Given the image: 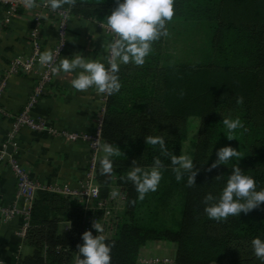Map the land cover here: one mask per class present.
Returning a JSON list of instances; mask_svg holds the SVG:
<instances>
[{
	"label": "trees",
	"instance_id": "trees-1",
	"mask_svg": "<svg viewBox=\"0 0 264 264\" xmlns=\"http://www.w3.org/2000/svg\"><path fill=\"white\" fill-rule=\"evenodd\" d=\"M116 6L117 0H77L74 7L64 8L86 18H106ZM174 7L176 18L211 24V49L201 63L162 65L165 37H161L142 67L125 65L117 58L122 88L107 97L102 135L105 144L117 145L125 156L112 158L110 179L100 174V163L97 168L102 197L109 196L113 184L125 194L117 230L105 238L110 245L115 242L111 264H262L251 241L264 240V203L247 214L217 222L204 212L203 198L209 192L218 197L238 163L233 158L228 165L207 170L217 151L226 146L243 153L239 166L256 180L257 190L264 189V0H175ZM238 96L244 97L242 106L236 103ZM237 116L248 131L237 130L238 138L229 140L222 120ZM192 117H200L192 159L199 170L197 184L188 187L186 174L182 181L166 186L167 195L182 189L177 194L179 227L141 224V211L151 204H145V196L133 205L131 201L138 197L135 186L121 177L133 160L149 169L157 156L164 164L162 175L175 177L170 158L161 156L159 146L147 145L145 137L164 136L168 150L181 155ZM164 192L158 190L155 196L161 198ZM158 209L156 205L148 211L156 216ZM88 213L72 197L39 190L27 234L34 249L17 264H76ZM65 221L71 224L67 231L60 226ZM159 240L177 244L174 262H140L141 248Z\"/></svg>",
	"mask_w": 264,
	"mask_h": 264
},
{
	"label": "crops",
	"instance_id": "crops-1",
	"mask_svg": "<svg viewBox=\"0 0 264 264\" xmlns=\"http://www.w3.org/2000/svg\"><path fill=\"white\" fill-rule=\"evenodd\" d=\"M39 10L43 15L41 31L45 50L49 52L55 42L57 21L48 9L40 7ZM35 12V8H24L10 24H4L0 8V82L6 76L5 70L12 57L30 52L29 33L32 28L31 17ZM68 29L69 45L65 57L71 58L80 54L87 59L105 64L107 51L104 45L111 43L112 36L105 18H86L79 13H73ZM78 73L79 70L72 73L58 71L54 80L46 87L39 103L31 110L32 114L46 118L52 126L66 128L69 131H92L98 124L106 102L104 94H98L95 88L81 92L71 86V80ZM35 80L32 75L21 74L11 75L8 78L5 90L0 96V145L6 139L11 125V116L19 113L27 104L33 92ZM18 138L17 146L10 151L20 159L33 178L43 184L58 182L69 183L72 186L78 185L85 174L88 156L86 142H73L48 131L38 132L31 129H23ZM104 155L102 147L101 158ZM16 186L17 180L13 170L6 162H1L0 203L11 204L16 200ZM113 189L119 192V196L123 195L121 187L113 184L110 192ZM119 196L112 198L122 206L120 213L123 215L125 200L121 202ZM18 203L22 206L21 200ZM65 224L66 221L62 222L61 228ZM21 225L22 216L18 215L9 221L0 218V264H17L20 257L32 253L34 249L32 244L26 237L18 234ZM152 242L171 248L174 253L172 258L175 259L176 243L172 246L168 241ZM83 243L84 241L81 245ZM24 252L27 253L24 254ZM140 257L145 255L141 254Z\"/></svg>",
	"mask_w": 264,
	"mask_h": 264
},
{
	"label": "clouds",
	"instance_id": "clouds-1",
	"mask_svg": "<svg viewBox=\"0 0 264 264\" xmlns=\"http://www.w3.org/2000/svg\"><path fill=\"white\" fill-rule=\"evenodd\" d=\"M76 2L77 0H46L53 12L64 8L65 5L74 7ZM22 3L28 9L40 6L37 0H22ZM174 4L175 0H117V6L105 18L107 28L116 37L112 43L104 45L106 51L125 65L133 63L142 67L146 63V58L153 52L152 45L161 37L169 35L166 25L173 20L175 15ZM53 59L50 52H45L40 55L39 63L41 66H47ZM109 64L110 67H106L102 62L76 54L71 58L62 59L59 67L54 71L72 73L79 70L78 75L71 80V86L75 90L86 92L95 88L98 94L111 96L120 92L122 83L118 76V64L111 60ZM180 95L183 97L184 93L181 92ZM236 103L242 106L244 97L238 96ZM222 122L229 140L238 138L237 130H242L241 134L248 131L239 116L224 117ZM145 141L147 145L159 146L161 156L170 158L177 182L182 181L187 174V186H196L199 170L196 169L191 157L170 152L164 136L147 135ZM103 152L105 155L99 162L100 174L110 179L114 171L112 158L125 156V154L117 145L113 146L108 143L103 145ZM216 155L217 159L207 169L209 172L222 164L228 165L233 158L238 163L232 166V174L228 176L226 186L218 197L211 192L204 196L203 203L206 205L204 212L208 218L217 222H226L229 217L240 216L242 212L247 214L264 203V189L257 190L256 180L246 175L239 166L240 159L244 157L243 153L236 148L226 146L221 147ZM162 168L164 164L160 156L154 158L153 165L149 169L139 166L137 161L133 160L126 176L121 177L122 180L130 181L135 186L138 197L131 201L133 205L137 199L142 201L148 193L158 190L163 178ZM221 178V176L216 177L217 180ZM110 195L116 198L119 192L113 189ZM68 226L70 227V224ZM92 227L98 233L104 232V227L98 220L93 221ZM82 239L84 243L77 246L79 256L76 264H111V250L114 241L110 245L105 242L103 235L94 236L91 230L85 231ZM251 246L255 256L264 264V240L257 237L251 241Z\"/></svg>",
	"mask_w": 264,
	"mask_h": 264
},
{
	"label": "built area",
	"instance_id": "built-area-1",
	"mask_svg": "<svg viewBox=\"0 0 264 264\" xmlns=\"http://www.w3.org/2000/svg\"><path fill=\"white\" fill-rule=\"evenodd\" d=\"M40 5L36 7V12L31 17L32 28L29 33L30 52L28 54H16L10 60L6 68V76L0 82V96L5 90L7 80L11 75H32L35 80L33 92L31 93L27 104L17 114L11 116V125L7 132L4 142L0 145V163L6 162L17 180L16 200L11 204L0 203V218L5 221L12 220L16 216H22V225L18 234L26 237L30 228L33 204L36 194L39 190H47L63 194L78 200L83 207L91 213H88L84 226V232L91 230L93 235H103L105 238L114 235L121 221L120 213L122 206L117 203L110 195L108 197L101 196V186L97 181V168L101 159V151L104 145L102 135V123L106 111V105L102 108V113L98 124L90 132L69 131L66 128L52 126L46 118L33 115L31 110L36 106L43 97L46 87L54 80L58 71H54L59 67V63L67 55L69 45V22L72 18V12L69 8H62L53 12L47 5L46 0H37ZM40 7L48 9L56 18L57 28L54 35L55 42L50 49L53 55V61L47 66H41L39 63L40 55L45 53L46 46L42 36V12ZM0 8L2 10V21L4 24H10L12 20L19 14L20 10L26 8L22 0H0ZM28 9V8H26ZM112 33V32H111ZM116 39L112 33L111 43ZM117 62V58L113 57L109 51L106 52L105 66L110 67L109 61ZM107 94H104V100L107 101ZM23 129H31L42 132L48 131L52 134L59 135L67 140L78 142L84 141L88 146V156L84 176L79 180L77 186L69 183L52 182L43 184L31 176L29 170L23 165L20 159L9 151V147L14 148L18 144V137ZM120 201L125 200V194L119 196ZM22 201V206L19 201ZM102 214L99 216L97 213ZM98 220L104 227L103 233L92 227L93 221ZM70 222H66L62 229L69 230ZM141 256V254H140ZM142 263H173V258H165L160 260L146 259L140 257Z\"/></svg>",
	"mask_w": 264,
	"mask_h": 264
},
{
	"label": "rangeland",
	"instance_id": "rangeland-1",
	"mask_svg": "<svg viewBox=\"0 0 264 264\" xmlns=\"http://www.w3.org/2000/svg\"><path fill=\"white\" fill-rule=\"evenodd\" d=\"M167 29L169 35L164 39L162 50L161 63L162 65H172L174 63H201L204 56L211 49L212 28L211 24L203 21L185 20L173 17V20L168 23ZM191 128L187 140L184 143L183 155H187L193 159L195 150V141L198 137V129L200 125V117L191 118ZM162 180L158 190H161V198L155 196V192L148 193L147 202L151 204L150 208L159 206L158 212L155 215L149 213L150 208H144L141 211L140 222L144 225H156L159 227H179L181 214L178 211V193H181V187L171 191V195H167V187L169 184L174 185L176 182L174 176L162 175ZM162 187L165 190L162 191ZM157 190V191H158ZM173 246V243L170 242ZM27 252H24V254ZM140 253L146 256V259L172 258L174 256L171 248L165 245L156 244L149 241L146 246L141 248Z\"/></svg>",
	"mask_w": 264,
	"mask_h": 264
},
{
	"label": "water",
	"instance_id": "water-1",
	"mask_svg": "<svg viewBox=\"0 0 264 264\" xmlns=\"http://www.w3.org/2000/svg\"><path fill=\"white\" fill-rule=\"evenodd\" d=\"M13 148V146H10L9 147V151ZM11 152V151H10ZM81 258H83V256L81 255Z\"/></svg>",
	"mask_w": 264,
	"mask_h": 264
}]
</instances>
